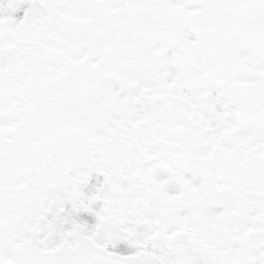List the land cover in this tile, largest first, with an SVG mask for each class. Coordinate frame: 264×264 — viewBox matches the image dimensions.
Instances as JSON below:
<instances>
[{
	"label": "snow or ice",
	"instance_id": "6c2138e0",
	"mask_svg": "<svg viewBox=\"0 0 264 264\" xmlns=\"http://www.w3.org/2000/svg\"><path fill=\"white\" fill-rule=\"evenodd\" d=\"M0 264H264V0H0Z\"/></svg>",
	"mask_w": 264,
	"mask_h": 264
}]
</instances>
